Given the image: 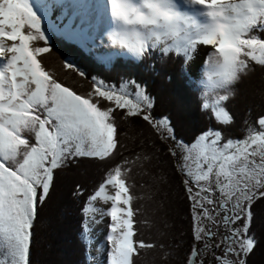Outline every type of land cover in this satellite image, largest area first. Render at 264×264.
<instances>
[{"label":"snow or ice","instance_id":"obj_1","mask_svg":"<svg viewBox=\"0 0 264 264\" xmlns=\"http://www.w3.org/2000/svg\"><path fill=\"white\" fill-rule=\"evenodd\" d=\"M68 2L83 7L90 0ZM109 2L114 21L121 25L112 33V43L138 60L152 50L159 49L162 56L175 51L183 56L190 85L195 82L188 64L200 48L209 49L203 70L216 95L209 103L205 95L209 84L199 81L202 110L224 126L234 122L225 102L254 65L264 66V0H185L186 5L202 9L206 22L187 15L177 0ZM47 39L33 0H0V247L6 253L0 264H30L34 221L55 172L78 158L98 160L106 167L83 209L85 239L89 211H100L101 220L92 222L110 218L107 264H138L141 250L155 247L140 239L134 228L138 197L129 179L136 161L117 160L122 147L118 109L126 117L142 118L164 140L184 150L174 148L172 154L187 177L194 239L205 250H214L215 264H245L240 257L256 244L249 232L252 204L264 198V116L244 122L243 138L225 140L221 131L209 128L189 145L177 140L167 116L151 115L153 98L135 80L123 81L117 88L93 78L94 87L87 94L58 81L42 62L51 48L33 43ZM113 56L108 54L106 62ZM64 66L76 71L72 63ZM103 102L109 106L102 107ZM74 194L83 193L78 187ZM96 201L110 202V207L101 211L93 207ZM217 234L221 240L213 244ZM192 251L185 264H197L200 251Z\"/></svg>","mask_w":264,"mask_h":264},{"label":"trees","instance_id":"obj_2","mask_svg":"<svg viewBox=\"0 0 264 264\" xmlns=\"http://www.w3.org/2000/svg\"><path fill=\"white\" fill-rule=\"evenodd\" d=\"M45 16L50 20L51 13L46 12ZM52 25L58 31V25ZM56 31H44L48 39L33 43L51 48L50 53L43 54L42 62L58 81L78 94H87L94 87L93 78L117 88L123 81L135 80L153 98L152 116H167L177 140L189 145L209 128L221 131L225 140L243 138L244 122L253 123L264 116V66L254 65L236 85L235 95L224 105L234 122L224 126L210 112L202 110L200 89L203 85L191 74L195 84H189L183 56L175 51L162 56L159 49L152 50L139 60L127 51L117 52L112 53L113 59L108 63V55L102 56L93 47L89 48L88 42L70 41L72 34L77 35V28L73 29L74 33ZM66 63H72L76 71L67 69ZM187 72L190 73L189 64ZM205 95L211 103L216 93L209 86ZM107 106L103 102L102 107ZM115 116L122 145L117 160L127 157L136 161L129 179L138 197L134 201V207L139 209L134 228L140 239L155 245L141 250L138 264H185L194 253L196 240L191 201L177 160L162 136L142 118L126 117L119 109ZM138 156L142 159L136 160ZM105 172L104 164L90 158H78L55 172L53 184L34 221L30 264H95L90 251L92 241L88 233V238L84 237L83 209ZM78 187L82 195L74 194ZM252 213L249 232L256 244L245 258V264H264V198L255 201Z\"/></svg>","mask_w":264,"mask_h":264},{"label":"rangeland","instance_id":"obj_3","mask_svg":"<svg viewBox=\"0 0 264 264\" xmlns=\"http://www.w3.org/2000/svg\"><path fill=\"white\" fill-rule=\"evenodd\" d=\"M94 1L103 7L100 8L101 10L99 9L98 14L96 10H94V12H96V14L99 16L98 17L99 19H96L95 16L89 15V13L93 14V12H86V13L82 12L78 14L77 9L81 7H75L73 11L72 10L69 11V9H66L67 0H64V2H61V0H55V3L53 2V0H33V4L37 9L38 14L41 16L42 27L44 31L49 32L50 29L51 31H56L54 25H52L53 23L58 25V31H56L58 32V34L59 32H61V30H67L73 32V29L77 28L76 36H74V34L72 35L68 34L71 35L72 37L70 38L71 42L76 41V39L80 41L84 40L88 42L89 48L93 47L94 50L95 51L97 50V52H99L102 56H107L110 53L125 52L124 50L120 49L119 46L114 45L112 43V39H111L112 33L118 30L121 27V25L117 24L113 19L110 2H108V0H94ZM134 2L139 4L141 0H134ZM177 3L187 15L195 17L200 22H206L207 18L200 15L202 9L199 6H188L186 5L185 0H177ZM90 9H95V8L91 6ZM46 12L51 13L50 16L51 21L47 20L45 16ZM87 21L89 22L87 23ZM81 33L84 34L82 37H81ZM169 44H171L170 41ZM208 51L209 49L207 48L199 49V53L196 55L195 59L192 60L191 63L189 64V71L194 78L198 80H204L205 83H208L210 86V82L207 81L206 74L203 70V66L205 64V54ZM165 141L168 144V146L171 148V150L176 148L177 151L181 153L184 152L183 149L178 148V146L174 141L172 140H165ZM175 158L178 163V171L181 173L182 175L181 177L185 181L187 177L184 175V173L180 171V167H179L180 161L177 159L176 156ZM93 207L103 211L110 207V202L109 204H103L101 201H96L93 202ZM88 217H89L88 234L92 241L91 242L92 246L90 250L91 256L93 257L95 264H107L106 235L109 232L108 224L110 223V218L105 216L103 217L102 222H92L93 220L100 221L101 216H100V211L93 212L91 210L88 213ZM197 242H198L197 248H201L200 246H203V243L199 241ZM0 244H2V241H0ZM5 255H6L5 249L3 247H0V259L4 258ZM247 255L246 256L242 255L240 259H243V257L247 258ZM231 258L237 259L236 257H231Z\"/></svg>","mask_w":264,"mask_h":264},{"label":"flooded vegetation","instance_id":"obj_4","mask_svg":"<svg viewBox=\"0 0 264 264\" xmlns=\"http://www.w3.org/2000/svg\"><path fill=\"white\" fill-rule=\"evenodd\" d=\"M259 199V198H258ZM257 200V199H256ZM255 200V201H256ZM255 203V202H254ZM253 203V204H254ZM253 204H252V207H253ZM209 227H212L211 223L209 222ZM213 230L215 231L216 229L213 227ZM222 231V230H221ZM221 235L220 234H217L214 238V240L212 241V243H217L219 242L221 239H220ZM198 246V242L196 241L195 242V248L194 249H199L200 251V257L198 259V262L197 264H199V260H203V264H215V261H214V257H213V249H209V250H205L204 249V246H200L201 248H197ZM215 254L217 256L220 255V251L219 250H216L215 251ZM243 260L245 261V258L243 257Z\"/></svg>","mask_w":264,"mask_h":264},{"label":"bare ground","instance_id":"obj_5","mask_svg":"<svg viewBox=\"0 0 264 264\" xmlns=\"http://www.w3.org/2000/svg\"><path fill=\"white\" fill-rule=\"evenodd\" d=\"M39 3H40V2H39ZM91 3L94 5V3L91 1L88 5L84 6V8L89 7ZM94 6H95V5H94ZM96 7H97V6H96ZM100 10H101V9H100ZM98 11H99V9H98ZM97 14H98V12H97ZM98 17H99V16H98Z\"/></svg>","mask_w":264,"mask_h":264},{"label":"water","instance_id":"obj_6","mask_svg":"<svg viewBox=\"0 0 264 264\" xmlns=\"http://www.w3.org/2000/svg\"><path fill=\"white\" fill-rule=\"evenodd\" d=\"M193 255H194V253H193Z\"/></svg>","mask_w":264,"mask_h":264}]
</instances>
